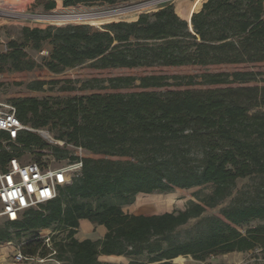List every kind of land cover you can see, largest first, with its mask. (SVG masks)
I'll return each instance as SVG.
<instances>
[{
	"label": "trees",
	"instance_id": "trees-1",
	"mask_svg": "<svg viewBox=\"0 0 264 264\" xmlns=\"http://www.w3.org/2000/svg\"><path fill=\"white\" fill-rule=\"evenodd\" d=\"M35 2L45 12L56 7L55 0ZM200 3L186 13L192 16V32L167 5L135 22H112L100 30L84 25L23 28L21 44L8 42L7 53L0 55V74L7 64L17 74L33 70L24 46L36 50L47 41L53 47L48 72L59 75L84 66L89 80L81 87L93 91L54 101L55 109L30 94L10 100L22 124L38 130L57 120L65 130L58 139L87 153L80 175L53 201L0 226V244L27 233L32 238L20 251L35 256L41 250L39 256H46L41 232L65 233L53 248L62 264H106L98 262L101 255L122 256L129 264H142L138 258L143 255L156 264L187 256L202 262L249 251H261L264 259V0H207L195 12ZM61 81L66 85L61 90L75 91L71 75L37 80L28 89L37 92ZM16 144L39 150L37 163L45 160V149L58 160L68 155L29 131L21 132ZM11 156L0 152V163ZM244 180L253 189L233 195ZM204 186L213 188L211 194L183 211L137 216L121 208L137 195ZM99 199L119 203L98 209L83 203ZM229 199L214 216L203 217ZM191 220L198 221L194 238L175 239ZM84 221L103 228V238L79 241L75 235ZM259 221L242 233L245 225Z\"/></svg>",
	"mask_w": 264,
	"mask_h": 264
},
{
	"label": "rangeland",
	"instance_id": "rangeland-1",
	"mask_svg": "<svg viewBox=\"0 0 264 264\" xmlns=\"http://www.w3.org/2000/svg\"><path fill=\"white\" fill-rule=\"evenodd\" d=\"M3 1V2H2ZM151 1L158 0H119L118 3L114 5L110 4H101L95 3L93 5H84L78 4V6L65 7L63 0H55L56 7L49 12H45L43 8L35 2V0H1L0 3L11 4L16 8L15 18H4L0 19V55L7 53V44L10 41H15L18 44L23 42L22 29H46V28H64L66 26H79L84 25L90 27L92 30H100L103 26L108 25L110 22H135L137 21L140 13L147 12L153 13L157 10L166 7L167 5H172L174 14H176L180 19L185 21H190L184 14V8L188 5L190 6L195 3L196 0H179L173 2H166L163 5L159 4L157 6H152L151 8H146L144 11H139L137 14L123 15L122 12L128 8L136 5H142ZM207 0H203L200 5L196 8L195 12L199 11L201 6L206 3ZM13 6V7H14ZM189 10V9H188ZM113 11L111 16H108V12ZM194 12V13H195ZM187 13V12H186ZM122 14V15H121ZM193 15V14H192ZM82 16V17H81ZM25 51L28 54L29 59L35 63L33 70L28 72H22L17 74L15 71L10 69V64L3 66V73L0 74V102L10 103V100L18 95L30 94L36 99L47 101L50 105H54V101L66 100V98L72 97H81L82 95L87 96L91 94L93 90L82 88V83L89 80V76L83 70L84 66H80L75 69L65 70L64 73L59 75H53L48 72L45 67V64L48 62L51 51L53 50L52 44L45 41L40 45V49H34L30 44L24 46ZM65 75H71L73 80L72 86L75 87V91L65 92L61 90L65 85L63 81L57 85H45L41 90L37 92L31 91L28 89L30 85L35 83L37 80L51 81L54 79H60L65 77ZM22 83L20 86L16 84ZM97 89V87H95ZM67 91V90H66ZM57 108V105H54V109ZM26 127L29 129V132L34 133L39 136L42 141L49 147H56L60 150H65L68 155L64 160H58L55 158L54 154L45 149L41 152L43 160L51 161L50 163L57 166L67 164L72 161L73 157L81 155V158L87 153L83 148L75 147L70 143H66L62 139H58L62 133L65 132L61 123L55 120L52 124H49L45 128H40L38 130L32 129L30 126ZM21 154L22 161H32L36 162L37 154L39 150H26L14 143ZM10 149L13 150L10 146ZM18 153V152H17ZM236 191L233 195H236L237 192H241L245 189L252 190V182L247 180L238 181L236 184ZM213 188L211 186L200 187V189H191L185 191H174L171 194H156V197L149 198L145 200L136 199L133 200L131 204L122 206V211L125 214H136L138 216L150 215L151 213L163 214L171 213L175 211H183L187 207H190L192 204L200 202V200L209 196ZM233 197V196H232ZM88 207L92 209H98L102 204L113 205L118 204L117 199H99L98 201H88L83 202ZM230 204V199L224 201L220 206L216 207L214 210L208 211L203 214V217H212L220 211V209L228 206ZM152 214V215H157ZM4 220L0 219V226L4 225ZM259 222H252L248 225H245L241 229L242 233L245 234V230L249 228H254L260 224ZM197 220L189 221L186 226L179 228L173 237L179 239L180 241H187L194 238L195 230H197ZM84 226L81 227L78 231V240L83 236ZM13 232V231H12ZM13 239L9 243L0 244V264H37L34 261H27L18 263L15 261V255L17 250L21 249L23 245L28 242L32 236L30 234H23L21 238L12 236ZM50 237V249L53 250L54 243H59L65 237V233H56L50 236L47 232H41L39 235V241L43 242V239ZM45 247V246H44ZM46 251L51 253V251L46 247ZM41 250H38L40 255ZM48 253V254H49ZM46 257V256H40ZM139 262L142 264H156L149 263L148 257L143 255V257L138 258ZM189 257H178L171 261V264H264L263 253L261 251H249L246 253H231L227 255H219L216 257H210L202 262H195ZM129 260V259H128ZM180 260V261H179ZM51 264V263H44Z\"/></svg>",
	"mask_w": 264,
	"mask_h": 264
},
{
	"label": "built area",
	"instance_id": "built-area-1",
	"mask_svg": "<svg viewBox=\"0 0 264 264\" xmlns=\"http://www.w3.org/2000/svg\"><path fill=\"white\" fill-rule=\"evenodd\" d=\"M173 1L179 0L151 1L128 7L122 14H137L139 11L147 10L146 8ZM13 6L0 3V19L15 18L16 14L14 13L17 10ZM112 13L113 11H109L108 16H111ZM141 14L151 13L141 12ZM28 130L18 120L16 107L9 102H0V152L4 151L12 155L6 162L0 163V219L4 220L5 223L17 222L27 211L37 209L40 205L53 201L58 196L60 188L69 185L74 177L80 175L83 168L81 155H77L76 160L60 166L47 160L39 161V163L23 162L22 157L10 149V144L16 143L19 134ZM49 242L50 237L43 239V246L51 251L45 258H40L39 253L35 256H26L18 249L15 261L18 263L34 261L37 264L46 262L62 264L55 259V251L50 249Z\"/></svg>",
	"mask_w": 264,
	"mask_h": 264
},
{
	"label": "crops",
	"instance_id": "crops-1",
	"mask_svg": "<svg viewBox=\"0 0 264 264\" xmlns=\"http://www.w3.org/2000/svg\"><path fill=\"white\" fill-rule=\"evenodd\" d=\"M189 7L188 5L186 6V8H184V14H186V12L188 11ZM187 15V14H186ZM152 197H156V195H137L135 197V202L137 200H141L142 198H145V200H148L149 198ZM152 214H157V213H151L150 215H144V216H152ZM136 215V214H133ZM138 216V215H137ZM84 226V232H83V236L80 237L79 241H84L85 239H90L91 241H98L99 239L103 238V228L99 227L98 229L94 228L93 225H91L89 222L84 221L81 223L80 228ZM78 234H76V238L78 239ZM98 262H102V263H106V264H129L128 260L122 256H100L98 257Z\"/></svg>",
	"mask_w": 264,
	"mask_h": 264
},
{
	"label": "water",
	"instance_id": "water-1",
	"mask_svg": "<svg viewBox=\"0 0 264 264\" xmlns=\"http://www.w3.org/2000/svg\"><path fill=\"white\" fill-rule=\"evenodd\" d=\"M188 23V28H190V32H192V28H191V25H190V21H187Z\"/></svg>",
	"mask_w": 264,
	"mask_h": 264
},
{
	"label": "bare ground",
	"instance_id": "bare-ground-1",
	"mask_svg": "<svg viewBox=\"0 0 264 264\" xmlns=\"http://www.w3.org/2000/svg\"><path fill=\"white\" fill-rule=\"evenodd\" d=\"M202 0H196L195 3H200ZM185 12V11H184ZM82 17V16H81ZM192 17V16H191ZM180 261V260H179Z\"/></svg>",
	"mask_w": 264,
	"mask_h": 264
}]
</instances>
